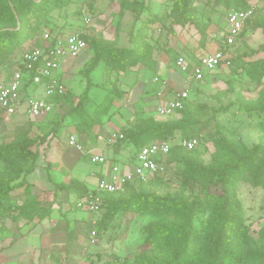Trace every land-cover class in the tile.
Returning <instances> with one entry per match:
<instances>
[{
	"label": "rangeland",
	"instance_id": "374dc122",
	"mask_svg": "<svg viewBox=\"0 0 264 264\" xmlns=\"http://www.w3.org/2000/svg\"><path fill=\"white\" fill-rule=\"evenodd\" d=\"M255 1L247 0L249 4ZM120 2L121 0H73L67 7L56 9L38 23L28 13L30 16L28 17L31 19L30 22L37 25V30L31 38L17 47L12 56H5L4 52H1L0 73L2 70L7 69L9 65H13V60L21 54V51L29 45V42L35 40L45 43V34L48 32L66 34L76 30H84L89 36L113 38L116 35V27H118V43H120L122 30H124L125 37L123 42H126L130 32L132 30L138 31L142 26L146 33L145 37L151 42L154 50L152 58L146 60V63L142 62L137 67L144 66L148 71L165 75L167 70L159 63L168 61L169 67H178L176 63L178 57L189 54L193 47L200 48L202 52H205L209 42L208 47L210 49V44L214 42L211 40V35L217 36L218 31L224 28L227 13L234 8V5L228 8L222 0H196L193 20L182 27L172 25L170 16L172 2L170 0H145L144 8L135 12L125 11L119 21ZM258 17L264 20V9L260 11ZM3 24L4 22L0 18V27ZM203 32L206 35H204L206 43L201 41ZM250 34L248 42L237 41L232 48L233 53H236L235 58H237L236 63L233 64L236 69H232V65L217 69L213 72L217 80L209 81L203 86L201 83L197 84L191 92L189 109L193 111V115L190 118L191 124L186 126V130L191 132L194 128L201 129L206 137L203 141L204 146L198 151L179 150L175 156L164 159L167 167L160 172L155 181L148 185L130 188L122 195L111 197L114 201L121 202L122 205L119 206L110 222L106 221L109 207L105 206L98 214L99 222L96 224V230L99 235L98 240L94 242L93 239L91 240L93 242L91 245L93 254L86 257L89 264L94 263L91 258L94 254L103 256L105 259L104 264L134 262L139 255L150 248L144 243L145 228L153 224L162 226L174 221L176 218L175 213L164 208L162 204L157 210L148 209L144 211L142 208L145 201H154L157 197L162 196L173 198L178 196L189 204L195 197H203L205 178L197 172L196 164L211 163L221 155L229 153L232 147L241 151H253L258 144L264 141V75L254 73L253 68V62L264 57V51H262L264 30L256 28ZM89 50L93 51L91 48ZM165 54L168 55V58ZM90 61L91 59L85 67L73 74V86L68 87V95L60 103V112L54 110L39 121H31V119L30 121L14 120V118L16 119L14 115L1 117L0 144H9L18 136L21 137L26 134L35 140L33 150L40 151L41 155V147L52 132L55 136L59 132V137L64 139L69 133L82 131L84 141L92 139L95 133L91 128H95L100 123L97 122L99 117L95 116L93 118L92 115L105 95L103 89L109 90L112 86H115L119 76L124 72H118L108 66L106 60L99 61L90 76L94 86L103 87V89L94 87L90 91L92 99L90 98L89 102L84 103V108H86L84 117L78 122L70 119L66 130L62 128L64 118L73 117L75 114L80 115L79 112L74 111V107L86 87L87 80L84 77V72L90 65ZM176 117L181 119L184 114H177ZM139 119L141 118L139 117L137 121ZM52 120L53 122H51ZM49 122L52 126H47L46 123ZM22 125H26L27 130L20 133L17 128ZM262 160H264V156L259 152L256 165L257 163L260 164ZM5 167V163L0 160L1 171ZM30 184L33 186V183ZM29 190L31 191V187ZM237 192L245 223L249 227V236L263 243L264 239L259 231L264 227V180L256 179L252 172H246L237 181ZM23 193L22 200H27L29 196L26 197L27 190L25 188ZM134 200L141 203L140 207H135ZM69 202L75 204L74 201ZM39 203L41 204V202ZM35 207L30 213L37 217L42 216L46 211L49 215L53 212V209L49 211V208L43 206H39L40 209L37 206ZM210 214L211 210L198 211L194 220L195 226L198 228L206 227ZM62 215L63 212L61 211V215L57 214V217L61 218ZM55 224V227L59 226L57 222ZM103 224H106L107 228L104 232L101 231ZM3 227L7 228L8 226L3 224L0 232H4ZM90 229L92 228L83 229L78 227L80 236L85 239L80 240V238H77L76 246L78 250L90 240ZM60 238L62 239L63 236ZM191 251L203 254L201 250L193 249ZM41 254L36 256L34 252L26 253V256L18 264H45L42 263ZM115 257H118L119 260H115ZM65 259L67 261V257H62V253H56V255L54 253L44 262L68 264Z\"/></svg>",
	"mask_w": 264,
	"mask_h": 264
},
{
	"label": "trees",
	"instance_id": "16d2710c",
	"mask_svg": "<svg viewBox=\"0 0 264 264\" xmlns=\"http://www.w3.org/2000/svg\"><path fill=\"white\" fill-rule=\"evenodd\" d=\"M170 1L172 2L170 10L172 25L183 27L189 24L193 20L196 0ZM72 2L73 0H27V2L25 0H0V18L4 22L0 27V54L4 52L5 56H12L17 47L34 35L37 25L30 22V16L38 23L56 9L67 7ZM222 2L228 8L234 5L233 9L237 10L248 9L251 6L247 0H222ZM144 7L145 0H121L119 21L125 11L135 12ZM263 9H258L246 23L247 30L256 28L264 30V20L258 17ZM28 13H30V16ZM143 28L141 26L138 31L132 30L130 32L129 47L119 46L118 27H116V35L113 39L104 38L103 36H89L85 32L84 38L89 48L93 50L94 57L84 72L87 84L83 94L76 102L74 111L86 112L84 103L90 100L89 92L94 86L90 74L99 61L106 60L108 66L118 72L126 73L152 58L154 47L145 37L146 33ZM204 35L203 32L201 41L206 43V35ZM242 36L241 34L239 39ZM223 38L221 37L220 47H223ZM43 46L44 43L33 40L21 53ZM262 51H264V45ZM236 60L237 58L232 59V69H236V66L233 65ZM15 63L17 61L13 64ZM253 68L254 73L264 75V57L256 59L253 62ZM36 73L35 69L29 73L25 72L27 76L25 77L23 91L27 95L30 94L31 90H36L38 87L33 83V76ZM124 93L125 91L115 83V86L107 90L106 96L97 105L92 117H99L97 122L102 123V117L109 113L115 99L121 97ZM67 95L68 91L64 94H56L51 97V101L61 102ZM190 100L189 98L185 103V107L172 116L161 119L155 116L140 117L141 119L121 131L124 138L118 144L132 143L138 152L142 147L153 141L170 142L172 147L163 158V161L167 157L175 156L179 150L198 151L204 146L203 141L206 137L205 133L199 128H194L191 132L186 130V126L191 124L190 118L193 115V111L189 109ZM181 113L184 114L183 118L176 117L177 114ZM17 129L20 130V133L27 130L26 125H22ZM178 132L181 133L178 135ZM182 137L197 138L199 143L196 147L187 149L176 141ZM34 144L35 140L26 134L21 137L18 136L9 144H0V160L6 166L3 171L0 169L1 217L8 216L12 220H17L19 216L31 218L30 211L35 209V206L38 209L41 208L37 198L32 196L29 190L30 187L32 189V186L29 183L28 175L34 171L40 156V151L33 150ZM259 152L264 156V141L258 144L253 151H241L232 147L229 153L221 155L211 163L196 164L197 172L205 178L204 195L203 197H195L189 204L178 196L174 198L162 196L157 197L154 201H145L142 208L144 211L148 209L157 210L162 204L164 208L172 210L176 218L174 221L162 226L148 225L144 230L146 234L144 243L150 247L149 250L139 255L134 262L128 264H264V241L261 243L249 236V227L245 223L237 192V181L246 172H252L256 179L264 180V160L256 165ZM159 175L160 172L147 182L139 180L128 182L123 191L105 193L103 208L105 206L109 207L106 221L110 222L119 206L122 205L121 202L114 201L111 197L122 195L130 188L148 185L155 181ZM58 186L62 189L76 190L77 196L80 198L88 193L84 185L74 179L69 184L60 183ZM20 187L27 190V194H25L29 198L17 203L11 199V195ZM133 202L136 208L140 207L141 203L138 200ZM207 210H211V214L206 227H196L194 223L196 213L198 211L206 212ZM106 229V224H103L101 231L104 232ZM259 233L264 239V227ZM193 249L201 250L203 254L191 251ZM115 260H119V258L115 257Z\"/></svg>",
	"mask_w": 264,
	"mask_h": 264
},
{
	"label": "crops",
	"instance_id": "0c3cea01",
	"mask_svg": "<svg viewBox=\"0 0 264 264\" xmlns=\"http://www.w3.org/2000/svg\"><path fill=\"white\" fill-rule=\"evenodd\" d=\"M253 3L254 2L250 4ZM223 26L224 28L218 31L217 36L214 34L211 35L215 37H211V40L214 42L210 44V49L208 47V42L205 52H202L200 48L196 49V47H193L189 54L182 56L189 62L195 63L201 56L214 53L221 46V37H224L227 33V15ZM246 28L247 24L241 33L243 35L242 38H238L237 41H249L251 36L250 33L253 30H247ZM106 38L113 39L114 36L113 38ZM120 39L119 46H130L129 36L126 39L127 41L123 42L125 39L124 30L121 31ZM222 41L224 45V38ZM92 54L94 57V52L90 51L88 46V48L77 57H69L61 62L60 68L56 74L57 77L66 84V91H68V87L73 86V74L85 67L89 60L93 58ZM232 54L233 58H235L236 53H233V50ZM165 56L168 58V55L165 54ZM159 65L166 68L167 71L165 75L154 71H148V69L143 66L144 68L135 67L119 76L117 84L125 93L121 97L115 99L109 113L102 117V123L96 125L95 128H91L95 133L92 139L84 141L82 137L83 133H81L82 131H79V133H69L64 139L59 137V132L56 133L57 137L53 132L47 137L45 143L41 147L42 154L37 160L34 171L28 175V180L30 183H33L31 189L32 196L41 202L40 206L49 208V211L53 209V212L49 215L46 211L45 214L40 217L32 215L31 218H24L19 216V219L15 221L8 216L5 218L0 217V228L3 224L8 226L7 228L3 227L4 232H0V264H18L20 260L26 256V253L30 252L36 253V256L42 253V263L45 264H50V262H44V260L50 258L54 253L55 255L56 253H62V257H67V261L65 259V262L68 264H82L85 262L89 264L86 257L93 254L91 231L93 229L96 230V224L99 222V213L94 214L79 208L77 206V200L80 199V197L77 196L76 190L62 189L58 184H69L70 181L74 179L82 183L84 188L89 192L96 188L101 179L107 178L114 167H118L125 172H134L137 165V151L134 144H118L119 141L117 143H112L110 138L113 133L121 132L124 128L130 127L139 117L155 116L159 119L163 118L157 115L155 109L159 102L156 95L163 87V82H166L168 86L171 87L166 99L173 97L174 90H180L185 87L186 75L178 67H169L168 61L159 63ZM213 72L214 71H206L204 80L195 83L194 88L197 84L201 83L203 86L209 81L217 80ZM94 87L103 89V87L93 86L91 90ZM103 90L105 91V95L102 100L107 94V90ZM43 92L41 87L36 94L42 96ZM89 96L92 99L90 92ZM49 100L51 101V98H49ZM60 103L61 102H53L54 107L52 111L58 110V112H60ZM47 115L31 118L24 110H20L14 115L16 116L14 120L31 119L32 121H39L42 120V117H46ZM84 115V113H80V115L75 114L73 117L64 118L62 128L67 130V123L70 119L74 120V122H78L82 120L81 118L84 117ZM1 117L2 116H0V119ZM51 122H53V120ZM51 122L46 123L47 126H52L50 125ZM72 134H75L78 140L85 146L86 153H81L68 144L69 137ZM90 153L104 156L106 159L105 162H92ZM23 192V187L18 188L11 195V199L17 203L22 202L24 197ZM69 201H74L75 204H71ZM61 211L63 215L61 218H58L57 214L61 215ZM56 222L59 225L58 227H55ZM78 227H82L83 229L92 228L89 230L90 240H88L82 247L83 249L81 248L80 250L77 249L76 240L77 238H80V240L85 239L80 236ZM98 235L97 232V237ZM61 236H63L62 239L60 238ZM59 241L61 242L58 244ZM91 258L94 262L93 264H96L99 260H105L103 256L101 257L97 254L92 255Z\"/></svg>",
	"mask_w": 264,
	"mask_h": 264
},
{
	"label": "built area",
	"instance_id": "2783aa9c",
	"mask_svg": "<svg viewBox=\"0 0 264 264\" xmlns=\"http://www.w3.org/2000/svg\"><path fill=\"white\" fill-rule=\"evenodd\" d=\"M264 8V0H256L248 9H231L227 14V33L224 36V45L212 54L201 56L197 62H189L184 56H179L176 63L178 68L186 75L185 87L173 91V97L166 99L171 90L166 82L157 92L156 113L159 117H168L177 113L185 107L186 101L194 88V83L202 82L206 71H216L219 68L232 65V46L236 44L239 36L244 30L246 23L254 16L256 11ZM84 30H76L66 34L46 33V42L43 47L21 53L7 69L1 71L0 75V116L15 115L20 110L31 118H38L49 114L54 107L49 100L56 94H64L67 90L66 84L62 82L56 72L61 62L69 57L75 58L88 48L84 38ZM11 66V68H10ZM37 72L33 76V83L37 85L36 90H31L27 95L23 91L25 72L32 70ZM42 87L43 95L36 93ZM124 138L122 132L113 133L111 142L117 143ZM181 146L192 149L199 143L197 138L182 137L176 140ZM68 144L81 153H86L85 146L78 140L75 134L70 135ZM172 143L164 141H153L142 147L136 153L137 165L134 172H125L114 167L107 178L101 179L96 188L90 190L84 198L77 200V206L81 209L98 214L103 210L104 194L123 191L128 182L139 180L147 182L158 172L165 169L163 158L169 153ZM90 159L94 163H104L105 157L100 154L90 153ZM93 242L97 240V231H91ZM104 260L96 264H104Z\"/></svg>",
	"mask_w": 264,
	"mask_h": 264
}]
</instances>
